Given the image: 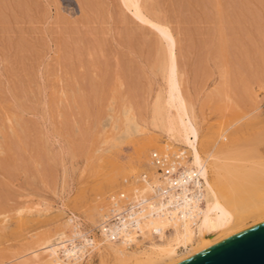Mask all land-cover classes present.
Returning a JSON list of instances; mask_svg holds the SVG:
<instances>
[{
	"label": "rangeland",
	"instance_id": "1",
	"mask_svg": "<svg viewBox=\"0 0 264 264\" xmlns=\"http://www.w3.org/2000/svg\"><path fill=\"white\" fill-rule=\"evenodd\" d=\"M217 1L136 0L140 18L128 0H0V264H37L46 239L100 227L114 195L140 198L153 152L182 147L161 127L173 79L204 157L262 166L264 0Z\"/></svg>",
	"mask_w": 264,
	"mask_h": 264
},
{
	"label": "bare ground",
	"instance_id": "2",
	"mask_svg": "<svg viewBox=\"0 0 264 264\" xmlns=\"http://www.w3.org/2000/svg\"><path fill=\"white\" fill-rule=\"evenodd\" d=\"M128 2L135 6L136 15L142 18L141 6L137 4L136 0H128ZM216 2L218 1L216 0ZM143 19L155 24L149 18L144 17ZM176 83L173 79V88L167 103H165L169 105V109L174 108L172 110L176 111L168 112L162 120L161 127L169 138L174 139L182 147L171 152L168 148L163 153L166 159L165 163L169 164L172 160L171 156L179 154L180 161L187 166L186 170L189 175L195 173L202 177V199L199 201L196 199L190 203L187 212L182 210L183 216L177 207L168 208L167 205L171 204L172 198L163 199L165 193L160 189L165 187L169 178L159 171L161 164L155 163L156 172L154 174L137 172L133 182L136 185L133 191L140 196L138 199L134 198L133 201L141 203L146 208L143 212L148 214V217L141 223L139 236L130 233L124 239H111L100 231L101 225L95 230H88L84 225L78 227L81 223L79 222V224L73 225V230L69 235L62 231L59 233L57 241H52L53 239L49 236V239L39 244L38 248L31 253L34 257L32 261L36 259L39 264H83V261L91 259L98 251L102 254V264L105 262L104 257H108V253H114L117 256L118 262L116 263V260L114 262L116 264H175L264 219V161L260 164L261 167L255 163L256 166L252 167L249 166V163L248 165L242 163L243 161L239 163V158L236 164L232 158H226L233 162L231 163L223 159V155L222 157H220L221 154L218 156L214 148L207 151V156L204 157L199 125L189 112L183 94L176 91ZM259 119L261 121V118ZM128 121L132 123L128 128V134L139 133L142 130L134 118L130 117ZM179 149H182L181 152L178 151ZM229 152L231 153V151ZM257 153L259 156L263 155L260 152ZM184 206L186 207V205ZM161 238L165 240L158 242V239ZM148 241L150 244L145 247L140 246L141 243ZM134 246L139 247L135 249Z\"/></svg>",
	"mask_w": 264,
	"mask_h": 264
},
{
	"label": "built area",
	"instance_id": "3",
	"mask_svg": "<svg viewBox=\"0 0 264 264\" xmlns=\"http://www.w3.org/2000/svg\"><path fill=\"white\" fill-rule=\"evenodd\" d=\"M152 156L156 164H161L159 171L169 178L165 187L160 189L165 193L163 199L172 198L171 204L167 205L168 208L177 207L180 214L182 210L187 212L190 203L196 199L198 201L202 199V177L195 173L189 175L186 170L187 166L180 161L181 156L179 154L173 157L170 155L172 160L169 164L165 163L164 156L156 152H153ZM144 209L146 208L141 203L129 199L126 194H117L113 198L109 214L101 222L100 231L109 238L116 240L124 239L130 233L139 236L141 223L148 217V214L143 212Z\"/></svg>",
	"mask_w": 264,
	"mask_h": 264
},
{
	"label": "water",
	"instance_id": "4",
	"mask_svg": "<svg viewBox=\"0 0 264 264\" xmlns=\"http://www.w3.org/2000/svg\"><path fill=\"white\" fill-rule=\"evenodd\" d=\"M175 264H264V219Z\"/></svg>",
	"mask_w": 264,
	"mask_h": 264
}]
</instances>
